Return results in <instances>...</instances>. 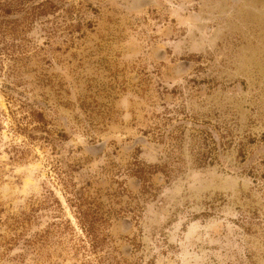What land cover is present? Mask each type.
<instances>
[{
  "label": "rangeland",
  "instance_id": "374dc122",
  "mask_svg": "<svg viewBox=\"0 0 264 264\" xmlns=\"http://www.w3.org/2000/svg\"><path fill=\"white\" fill-rule=\"evenodd\" d=\"M53 1L0 38V264H264V0Z\"/></svg>",
  "mask_w": 264,
  "mask_h": 264
},
{
  "label": "flooded vegetation",
  "instance_id": "af4514ba",
  "mask_svg": "<svg viewBox=\"0 0 264 264\" xmlns=\"http://www.w3.org/2000/svg\"><path fill=\"white\" fill-rule=\"evenodd\" d=\"M56 1L59 2L60 0H56ZM143 1L146 2L147 0H140V1H137V3L139 4V3L143 2ZM13 2H14V6H19L16 3V1L11 0V3H13ZM44 2H47L46 3L47 6H55L53 0H49V1L48 0H43L41 3L44 5L45 4ZM0 3H6V2H1L0 1ZM193 3H195L194 0H192L191 4H193ZM232 4H233V6H239L241 3L238 2V1H233V3H228V6H232ZM22 6H24V5H22ZM32 6H41V4H33ZM156 58H157V61L160 62L159 60H161L162 56L161 57L158 56ZM179 61H181V63L183 64L182 66L184 68H182V69H184V70H186L187 67L189 65H191L192 63H194V64L198 63L199 65H201V63L199 61L195 60L193 57H190V56H185V58H181ZM206 65H208V63H205L203 65L204 68L202 70V72L204 73V76H205V78H203V79H207L206 82L204 81V82L196 84V80L195 79L194 80H190L188 84L182 85V86H178L179 88H174V91H172L171 94L172 95H175V94L177 95L178 94L182 98H186L187 97L191 101L192 100L198 101V99H199V100H202L201 101L202 103H204V104L207 103L203 98L204 97L207 98V97L210 96V92H211L212 86H211V82H209V80L211 79L210 69L206 68L205 67ZM200 67H202V66H197V68H199V69H200ZM163 70L164 71L160 72L162 76H166L168 78H174L175 79V77H176L175 74L176 73H174L175 70L173 68L164 67ZM182 72H185V71L182 70ZM192 78H194V77H192ZM192 78H190V79H192ZM218 86L219 85H216L217 88H218ZM219 88H220V86H219ZM184 91H187V94H185ZM159 93L160 92H158V94ZM167 95H168V93H167ZM134 165L136 167V169H135L136 171H133V173H134L133 176L138 179L139 184L140 185L142 184V186H145L147 184V182H148L147 179H148L149 176L154 175L155 173L160 171V169H158V166L156 168V171L151 170V172H147V171H143V169H142L143 165L142 164H137V165L134 164ZM144 188L145 189L143 191H146L147 190L146 187H144ZM116 196L117 195H114V197H116ZM124 219H125L124 221L128 220V218H124ZM128 222H130L131 225H132V222L130 220H128ZM85 232L90 234L89 238L92 240L93 245L96 246L98 244V242H97L98 238H97V236L94 237L95 233L93 232V230L85 228ZM131 252H132V250H131Z\"/></svg>",
  "mask_w": 264,
  "mask_h": 264
},
{
  "label": "trees",
  "instance_id": "16d2710c",
  "mask_svg": "<svg viewBox=\"0 0 264 264\" xmlns=\"http://www.w3.org/2000/svg\"><path fill=\"white\" fill-rule=\"evenodd\" d=\"M19 6H14V2L11 3L10 1H7L6 3H0V38L5 39L6 36L9 34L10 37L15 38L19 36L20 32L23 31L20 22L21 19H6L7 17H14L20 12H24V16L22 19H26L28 21L31 17H35L36 15H42L45 13L44 10H46V3L41 4V6H38L37 8H34L35 11H37L38 14L33 12L25 11V9L22 8V2L23 0H14ZM27 23V22H25Z\"/></svg>",
  "mask_w": 264,
  "mask_h": 264
}]
</instances>
